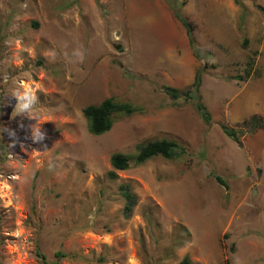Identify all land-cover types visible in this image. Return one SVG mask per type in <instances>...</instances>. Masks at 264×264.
Wrapping results in <instances>:
<instances>
[{
    "label": "rangeland",
    "instance_id": "obj_1",
    "mask_svg": "<svg viewBox=\"0 0 264 264\" xmlns=\"http://www.w3.org/2000/svg\"><path fill=\"white\" fill-rule=\"evenodd\" d=\"M258 7L264 0H0L1 264H43L39 253L48 264H264ZM253 52V77L234 79ZM200 71L196 97L174 103L164 88L185 91ZM111 97L144 112L94 136L83 110ZM252 116L260 125L249 133ZM223 123L247 130L242 147ZM159 139L187 153L110 177L114 154ZM123 185L137 198L131 214ZM177 237L186 243L172 250Z\"/></svg>",
    "mask_w": 264,
    "mask_h": 264
},
{
    "label": "trees",
    "instance_id": "obj_2",
    "mask_svg": "<svg viewBox=\"0 0 264 264\" xmlns=\"http://www.w3.org/2000/svg\"><path fill=\"white\" fill-rule=\"evenodd\" d=\"M176 17L181 21L183 26L187 31V35L190 41V45L192 48H195L198 51V47L196 46V40L194 37L195 26L192 22H190L186 17H184L181 13L180 8H176ZM260 11L264 13V8L258 7ZM244 25V18L241 20V28ZM242 47L244 49H248L249 47V39L245 36L243 39ZM200 56L201 54H197ZM256 56L257 52H253L249 55L247 61L245 62V70L242 75L237 76L236 80L246 82L255 74L256 69ZM207 58V57H206ZM215 67L213 64H207V61L203 62V67ZM202 71L197 73L193 84L186 89L185 91H181L177 88L165 87V92L172 98L174 103H180L185 101H190L196 97V94L199 92L201 84H202ZM196 108L200 112L203 120L210 124L212 122V115L207 108V106L202 102L201 99H198L196 103ZM144 112V108L140 105H135L130 102H124L118 100L116 98H107L103 102L98 105H90L87 106L83 110V114L88 122V130L90 134L94 136H101L108 132H110L116 122L119 121L120 118L123 117H131L133 115ZM248 130L249 133L253 130H256L260 125V119L256 116H252L248 121L243 123ZM223 132L227 137L233 140L239 147L244 145L243 138L247 134V130L243 127H234L228 123H223L221 126ZM187 153L185 147L174 140L169 139H159L154 141H149L147 143L140 144L137 148V153L132 156H127L124 154H114L111 157V166L113 171L110 172V177L112 179L117 178V172L127 171L134 166H141L146 164L147 162L161 157L168 161H178ZM217 181L227 187L226 182L216 176ZM123 197L125 198V211L126 213L131 214L134 210V207L137 203L136 195L131 191L128 185L121 186ZM187 236H190L188 232H185ZM186 243L185 240L181 237H177L172 242V250L176 248H180L183 244ZM43 264H48L45 260V256L41 253L38 254ZM66 254L57 253V258H64ZM1 264V262H0ZM182 264H192L189 257H186L183 260Z\"/></svg>",
    "mask_w": 264,
    "mask_h": 264
},
{
    "label": "clouds",
    "instance_id": "obj_3",
    "mask_svg": "<svg viewBox=\"0 0 264 264\" xmlns=\"http://www.w3.org/2000/svg\"><path fill=\"white\" fill-rule=\"evenodd\" d=\"M113 36H114V39H115L116 41H119V39H120L119 36H117L115 33H113ZM26 87H27V85H26Z\"/></svg>",
    "mask_w": 264,
    "mask_h": 264
}]
</instances>
